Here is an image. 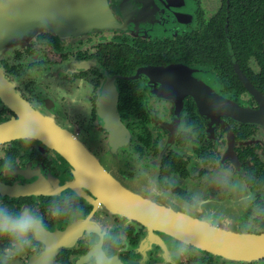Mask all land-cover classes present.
I'll use <instances>...</instances> for the list:
<instances>
[{
	"label": "flooded vegetation",
	"instance_id": "af4514ba",
	"mask_svg": "<svg viewBox=\"0 0 264 264\" xmlns=\"http://www.w3.org/2000/svg\"><path fill=\"white\" fill-rule=\"evenodd\" d=\"M140 1L110 0L116 19L83 34L42 31L0 51V200L47 218V182L65 192L79 183L89 217L119 223L154 183L166 193L161 206L175 201L179 210L200 194L209 203L194 219L229 218L231 227L219 224L218 232L263 235L264 219L242 196L251 191L253 204L264 206V124L212 105L222 98L261 109L264 0H190L180 16L163 0ZM199 81L210 97L195 88ZM106 85L117 127L107 123L100 99ZM22 109L39 122L30 145L15 136ZM181 118L196 127L180 129ZM229 166L230 178L222 171ZM223 179L229 187L217 183ZM249 223L252 229L242 232ZM49 227L54 264H77L85 252L79 229L68 218L50 219ZM126 232L121 264H161L160 249L172 243L167 226L136 224ZM199 247L178 264H264V255L236 258ZM15 264H32L31 254Z\"/></svg>",
	"mask_w": 264,
	"mask_h": 264
},
{
	"label": "clouds",
	"instance_id": "9594fccd",
	"mask_svg": "<svg viewBox=\"0 0 264 264\" xmlns=\"http://www.w3.org/2000/svg\"><path fill=\"white\" fill-rule=\"evenodd\" d=\"M55 17L54 11L43 10L35 19L47 24L56 22ZM212 106L214 110H218L224 106L223 100L214 101ZM13 124L16 139L23 144L30 145L39 138V122L23 109ZM185 127L195 128L196 125H188L185 118H181L179 128ZM222 171L226 177L232 176L230 166ZM47 183V194L52 197L46 208L47 218L37 208L17 209L0 200V242L4 245L0 247V264H15L16 258L24 254H31L32 264H54L58 249L51 239L50 219L59 221L68 218L79 229L78 235L84 236L85 252L79 257L77 264H121V253L126 252L129 247L126 227L142 224L149 229L158 228L162 223L168 227L172 243L160 249L161 264H178L181 258L201 250L199 245L217 244L219 224L231 227L233 223L229 218L213 222H208L207 216L202 220L194 219V216L204 212L209 203L200 194H193L190 199L184 200L179 210L175 207V201H169L168 207L161 206L158 198H163L166 193L161 192L154 183L145 187L144 199L132 203L127 211L120 214L119 223H97L79 202L82 196V186L79 183L68 192L62 189L58 191L51 181ZM217 183L222 187L230 186L229 179L219 180ZM240 183L239 180L235 182ZM242 200L253 205L254 217L264 219V206L253 204V192L248 191L242 196ZM252 227L250 223L243 225L241 231L248 233ZM194 244L197 246L194 247Z\"/></svg>",
	"mask_w": 264,
	"mask_h": 264
},
{
	"label": "water",
	"instance_id": "95a60500",
	"mask_svg": "<svg viewBox=\"0 0 264 264\" xmlns=\"http://www.w3.org/2000/svg\"><path fill=\"white\" fill-rule=\"evenodd\" d=\"M115 1L120 3L122 0ZM124 1H128V3L131 1L132 3L133 0ZM141 1L146 6L155 2V0ZM141 1L139 3L143 4ZM163 1L169 7L172 6L177 16H180L186 15V13H183L186 9L184 6L190 0ZM43 10L54 11L56 13V22L47 24L38 22L35 17ZM115 19L116 15L112 11L110 0H0V51L12 49L17 43H25L42 31H49L62 36L83 34L96 26L110 23ZM196 84L198 86L195 88L202 93V97L203 95L205 97L211 96L208 94L206 83L199 81ZM106 86L103 107L109 117L107 123L111 127H117L118 120L113 117L115 102L112 103L111 101L113 92L108 85ZM221 99L216 98L218 101ZM222 100L223 107L236 117L264 124V102L261 105V109L254 111L232 102H227L224 99ZM208 247L221 251L229 257H260L264 255V234L249 235L222 231L218 232V243L208 245Z\"/></svg>",
	"mask_w": 264,
	"mask_h": 264
}]
</instances>
